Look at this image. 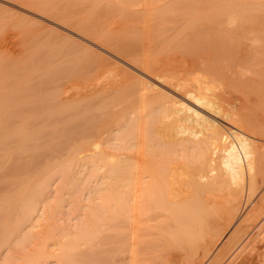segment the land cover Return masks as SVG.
<instances>
[{
	"label": "bare ground",
	"instance_id": "6f19581e",
	"mask_svg": "<svg viewBox=\"0 0 264 264\" xmlns=\"http://www.w3.org/2000/svg\"><path fill=\"white\" fill-rule=\"evenodd\" d=\"M89 5L53 18L183 99L135 78L85 115L43 90L76 62L35 84L0 70V264H264V0Z\"/></svg>",
	"mask_w": 264,
	"mask_h": 264
},
{
	"label": "rangeland",
	"instance_id": "374dc122",
	"mask_svg": "<svg viewBox=\"0 0 264 264\" xmlns=\"http://www.w3.org/2000/svg\"><path fill=\"white\" fill-rule=\"evenodd\" d=\"M22 1L25 0H0V70L11 74L5 76L7 81H15L16 83L25 77H31L32 83H39L43 76L51 74L54 70H60L66 65L65 61L70 60L77 63L76 69L73 70L74 74L71 77L63 75L57 81H49L43 86V90L46 92L45 95L55 90L60 91V101H70L76 105H81L85 115L90 111V108H87L88 105L93 107V111L99 113L97 108L105 97H109L115 90L135 78L148 80L150 83L164 87L169 93L183 99L179 94L161 85L160 81L155 79L154 74L147 73L145 75L129 65V63L135 65L129 58L126 59V57L117 54L112 49L110 51L108 46H97L96 44L100 43L93 41V38L84 39V37L89 36L80 31L77 32L74 27V30L71 29L70 26L62 22V19L58 21L53 18L52 13L55 11L54 16L67 15L66 17L80 18L91 11L90 0H77L76 2H74L75 0H31V2L26 0L30 3L29 5L28 2L25 1L24 3L27 4H24ZM45 1L53 6L48 5L50 8L47 7ZM32 3L33 7H31ZM41 3L45 4V7L43 6L40 11ZM81 3L83 5H80ZM86 3L88 6L85 5ZM82 6H84L83 9ZM34 7H38V10L36 8L35 10ZM78 7L81 8L79 9ZM85 9L86 11H84ZM48 11H50L49 14L51 15L46 14ZM70 14L73 15L70 16ZM79 48L89 50L94 60L86 62L81 59L78 52L74 51ZM105 48H108V51ZM170 53L163 52L158 54L155 65L167 73H174L178 76L183 75L184 70L182 65H180V54L177 53V59H175ZM2 76L1 74L0 78ZM69 114V112L66 113L62 118L69 117ZM99 114V116L102 115L101 113ZM58 117L59 114H52L47 122L54 123ZM25 160H27L26 157ZM54 185L55 183L51 185L50 189ZM68 209V206L63 209L65 213V218H63L67 220L72 218L68 216L70 212L67 215ZM64 221L59 220V222ZM68 222L69 220L64 223ZM5 254V251L0 253V258ZM118 258L120 256H117Z\"/></svg>",
	"mask_w": 264,
	"mask_h": 264
}]
</instances>
